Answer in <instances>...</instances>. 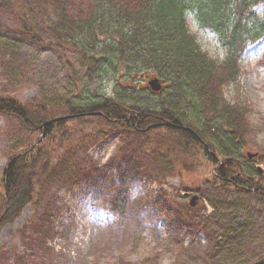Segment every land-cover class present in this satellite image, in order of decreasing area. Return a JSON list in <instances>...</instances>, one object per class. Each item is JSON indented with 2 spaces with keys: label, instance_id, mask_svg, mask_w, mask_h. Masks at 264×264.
<instances>
[{
  "label": "trees",
  "instance_id": "trees-1",
  "mask_svg": "<svg viewBox=\"0 0 264 264\" xmlns=\"http://www.w3.org/2000/svg\"><path fill=\"white\" fill-rule=\"evenodd\" d=\"M82 1L27 0L34 10L48 12L46 31L80 61L64 56L74 90L58 97L24 101L0 92V113L18 120L28 132L24 146L12 149L0 174V226L13 222L57 185H85L89 191L91 173H85L79 161L106 133H118L122 139L118 159L101 179L110 178L109 203L121 218L127 215L137 174L130 167L139 148L149 144L167 151L170 165L182 155L206 156L213 166L208 181L217 195L221 185L258 178L244 153L251 106L224 93L228 87L238 90L242 55L264 37V0H88L87 8ZM0 8L8 10L10 4L0 0ZM188 13L200 28L216 35L222 59L203 51L189 29ZM27 17L24 12L18 18L20 32L0 26V59L6 72L12 66L5 58L23 42L54 46L33 30ZM153 77L162 82V89H151ZM170 165L169 171L174 170ZM168 210L177 220L173 217L167 226L165 248L182 264L188 250L178 226L197 221L198 215L192 209L189 214ZM236 224L243 233L244 226ZM231 250L223 252L221 264L229 262Z\"/></svg>",
  "mask_w": 264,
  "mask_h": 264
},
{
  "label": "rangeland",
  "instance_id": "rangeland-1",
  "mask_svg": "<svg viewBox=\"0 0 264 264\" xmlns=\"http://www.w3.org/2000/svg\"><path fill=\"white\" fill-rule=\"evenodd\" d=\"M6 1L10 8H0L3 30L20 32L18 18L25 12L33 30L54 46L25 41L10 50L5 59L12 70L4 71V61L0 59V92L28 101L73 91L74 83L63 58L74 55L75 63L80 60L78 54L58 46L46 31L48 12L41 7V11L34 10L27 0ZM82 4L87 8L90 1L83 0ZM187 16L189 29L197 35L203 51L222 59L224 51L216 35L200 28L191 13ZM240 63L238 90L228 87L224 94L229 100L239 98L251 106L244 150L261 152L256 162L264 169V37L247 47ZM27 136L18 120L0 113V174L9 153L16 146L22 148ZM120 137L118 133L101 135L85 151L84 161H79L83 171L91 173L89 191L85 185H57L38 202L26 206L13 222L0 226V264H176L165 248L169 238L167 226L176 217L169 207L188 214L192 209L198 215L197 221L178 226L179 237L188 250L182 264H221L223 252L229 248L232 250L227 264L253 263L264 257V204L243 191L226 189L227 195L242 205L241 209L234 205L226 207L229 197L217 195V189L208 181L213 166L204 155H182L172 164L174 170L169 171L171 156L167 151L150 144L139 148L130 167L137 174L129 190L127 215L121 218L114 213L109 203L113 193L109 187L111 180L101 179L102 173L109 171L118 159ZM161 162L166 164L164 168L168 166L165 172L160 170ZM195 195L199 204L201 197L210 202L215 213L208 215L207 207L200 213L193 209L195 205L190 202ZM202 215L206 217L204 222ZM239 216L246 224L243 233L236 224L240 221L235 217ZM240 251L243 253L237 258Z\"/></svg>",
  "mask_w": 264,
  "mask_h": 264
},
{
  "label": "flooded vegetation",
  "instance_id": "flooded-vegetation-1",
  "mask_svg": "<svg viewBox=\"0 0 264 264\" xmlns=\"http://www.w3.org/2000/svg\"><path fill=\"white\" fill-rule=\"evenodd\" d=\"M249 152H252L250 150H248ZM248 151H245L244 153L246 154V156L250 159L251 163L253 164V167L255 168V170H257L256 172H258V178L256 177L254 180H250L248 178H244V179H240L239 181H231L230 186L226 187L224 185H221V191L222 193L219 195L221 198H227L229 197L227 195V193L225 192L226 189H235L238 191H243L246 194H250L254 199H257L259 201H261L264 204V169L262 168L263 166L260 164H257L256 160L259 158V156H261V153L259 152H252V156H250V154H248ZM221 162V160H219ZM258 166H261V171L258 169ZM262 178V179H260ZM186 193V192H185ZM183 194L184 196H188V193ZM197 201H199V197L197 196L196 199V203H195V207L192 208H197V211H200L203 208H206L205 210L207 211L208 215H210L211 213H215L216 209L214 207H212L210 205V202H208L206 199L201 197V202L202 203H198ZM221 201V200H220ZM205 203V206H204ZM233 204L237 209H241L242 205L241 203L237 202L236 199H231L230 197L228 198V201L226 203V207H229V205ZM237 203V204H236ZM208 204V205H207ZM204 210V211H205ZM243 211H245L243 209ZM243 211H238V212H243ZM237 212V213H238ZM249 213L252 212V210L248 211ZM239 218L240 223L242 224V226H245L246 224L244 223V221L241 220V217H235ZM245 264H249L248 262H246Z\"/></svg>",
  "mask_w": 264,
  "mask_h": 264
},
{
  "label": "water",
  "instance_id": "water-1",
  "mask_svg": "<svg viewBox=\"0 0 264 264\" xmlns=\"http://www.w3.org/2000/svg\"><path fill=\"white\" fill-rule=\"evenodd\" d=\"M149 85H150V87H151V89H152L153 91H158V90H160V89L162 88V82H161L157 77L152 78V79L149 81ZM248 154H250V156H252V155H251L252 153H248ZM258 169L261 171V166H258ZM196 199H197V196H196V195L192 197V200H191V202H190V204H191L192 206L195 205V201H196ZM262 263H264V258L261 259L260 261H257V262H255V263H252V264H262Z\"/></svg>",
  "mask_w": 264,
  "mask_h": 264
},
{
  "label": "bare ground",
  "instance_id": "bare-ground-1",
  "mask_svg": "<svg viewBox=\"0 0 264 264\" xmlns=\"http://www.w3.org/2000/svg\"><path fill=\"white\" fill-rule=\"evenodd\" d=\"M170 167H172L174 169L173 165H171ZM163 169H164V166L160 168V170H163ZM168 170H170V168H168Z\"/></svg>",
  "mask_w": 264,
  "mask_h": 264
}]
</instances>
